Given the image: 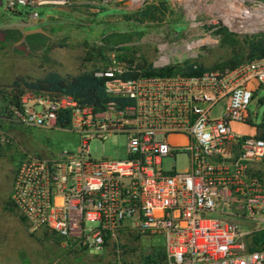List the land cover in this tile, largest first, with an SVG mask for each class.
I'll use <instances>...</instances> for the list:
<instances>
[{
  "label": "built area",
  "instance_id": "built-area-1",
  "mask_svg": "<svg viewBox=\"0 0 264 264\" xmlns=\"http://www.w3.org/2000/svg\"><path fill=\"white\" fill-rule=\"evenodd\" d=\"M157 1L94 0L134 11ZM235 1L219 16L231 29L230 19L248 11L251 0ZM68 2L0 0V6L37 17L46 6ZM203 46L202 40L162 45L148 68L115 50L108 67L95 72L105 79L108 99L99 109L70 95L28 90L8 105L16 126L59 127L80 137L75 152H22L12 203L31 234H53L80 251H102L125 232L163 235L164 264H264V139L258 134L264 122L254 126L249 111L264 84V56L187 74L177 58ZM190 65L199 71V64ZM220 105L222 118L212 119ZM113 137L125 139V156L95 158L92 143ZM180 156H188L185 170L165 169Z\"/></svg>",
  "mask_w": 264,
  "mask_h": 264
},
{
  "label": "rangeland",
  "instance_id": "rangeland-1",
  "mask_svg": "<svg viewBox=\"0 0 264 264\" xmlns=\"http://www.w3.org/2000/svg\"><path fill=\"white\" fill-rule=\"evenodd\" d=\"M164 1L156 18L145 15L147 6L134 11L118 3L100 6L94 0L46 6L37 17L24 9L10 13L0 6V264H164L163 235L125 232L108 241L102 251H80L66 247L50 233L31 234L11 205L22 152L48 156L75 152L80 137L68 129L26 128L8 120V105L15 101L11 87L19 79H39L51 72L63 77L97 72L108 67L111 54L120 48H125L128 58L148 68L159 55L160 46L187 47L197 40L204 46L177 60L196 62L207 69L224 67L238 56H246L250 42L264 33V23L256 31H237L224 23L219 16L235 0ZM246 5L257 11L264 0H251ZM194 19L198 26L193 25ZM220 28L227 30L225 35L217 34ZM249 111L253 125L260 126L264 122V84L255 92ZM223 114L220 105L211 118L221 119ZM258 134L263 135L264 128ZM91 151L95 158H122L125 139L95 141ZM187 167L188 156L165 162L169 171ZM241 231L248 229L241 227Z\"/></svg>",
  "mask_w": 264,
  "mask_h": 264
},
{
  "label": "trees",
  "instance_id": "trees-1",
  "mask_svg": "<svg viewBox=\"0 0 264 264\" xmlns=\"http://www.w3.org/2000/svg\"><path fill=\"white\" fill-rule=\"evenodd\" d=\"M163 2L165 1L160 0L148 5L147 8L145 7L147 10L145 12V15L154 16V18H156L155 14H158L160 12L161 5L165 6V3ZM25 11L27 14H30V10L26 9ZM226 32L227 30L225 28H220L217 31V34L225 35ZM118 51L125 52V48H120ZM262 56H264V33L250 42L249 52L246 56H238L237 59L232 61L230 65L224 67H235L246 60L252 61ZM123 59L125 58L122 57V60ZM141 67L144 68L145 66L141 65ZM172 70L173 69H168L166 72L171 73ZM206 70V67L200 66L199 71H194L192 66L190 65V62H187L184 67V71L189 75L201 74ZM11 88H13V92L15 93V101H13V103L18 102L20 96L27 90L35 92H45L54 95H70L75 99L80 100L83 105L92 106L95 109H99L108 100L104 91L105 79L96 77L95 72H84L77 76L69 77H63L56 72H51L48 73L45 77L39 79H19L13 83ZM62 125L63 127H65L64 123ZM261 137L264 139V134L261 135ZM11 205L15 208L13 203ZM22 221L24 222L23 218ZM51 235L53 237L55 236L53 234H49V236ZM57 239L61 242L60 238L57 237ZM160 258L164 261V254L160 255Z\"/></svg>",
  "mask_w": 264,
  "mask_h": 264
},
{
  "label": "bare ground",
  "instance_id": "bare-ground-1",
  "mask_svg": "<svg viewBox=\"0 0 264 264\" xmlns=\"http://www.w3.org/2000/svg\"><path fill=\"white\" fill-rule=\"evenodd\" d=\"M229 23L232 25L233 29L237 31L243 29H250V31H256L258 30L259 24L264 23V6H262L257 11H253L250 8L248 9V11L243 12L240 16H237L235 19H230Z\"/></svg>",
  "mask_w": 264,
  "mask_h": 264
}]
</instances>
